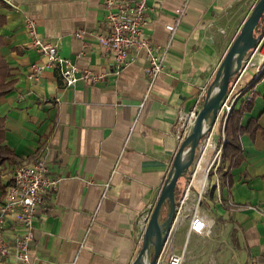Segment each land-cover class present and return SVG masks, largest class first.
I'll return each mask as SVG.
<instances>
[{
    "label": "crops",
    "instance_id": "obj_1",
    "mask_svg": "<svg viewBox=\"0 0 264 264\" xmlns=\"http://www.w3.org/2000/svg\"><path fill=\"white\" fill-rule=\"evenodd\" d=\"M256 1L147 0L145 35L154 46L167 45L163 71L153 83L146 75L147 53L141 49L119 74L68 87L53 68L30 76L32 63L45 57L31 45L25 19H34L39 36L55 43L79 69L109 70L97 37L105 27L102 0H0L5 17L0 53L13 79L12 89L0 94V146L10 154L0 162V205L18 164L41 157L48 174L58 178L56 189L45 194L35 212L30 260L21 264L133 263L148 222L141 219L152 211L181 143L180 117L200 108ZM177 9L183 11L180 16ZM261 21L263 26L264 15ZM260 65L259 56L250 58L247 52L230 78L236 80L237 92L232 108L249 99L251 106L240 119L245 128L239 135L240 158L231 164L223 155L217 180L209 175L198 200V210L212 224L210 231L189 232L184 210L172 224L166 251L185 254L196 242L192 238L215 237L210 264H264ZM225 121L215 122L217 142L223 139ZM187 177L188 171L177 179L175 204ZM196 188L198 184L191 188L187 208L197 201ZM167 206L165 201L160 221ZM3 231L9 241L17 235L13 217L6 219Z\"/></svg>",
    "mask_w": 264,
    "mask_h": 264
},
{
    "label": "built area",
    "instance_id": "obj_2",
    "mask_svg": "<svg viewBox=\"0 0 264 264\" xmlns=\"http://www.w3.org/2000/svg\"><path fill=\"white\" fill-rule=\"evenodd\" d=\"M104 12V30L97 34L98 41L107 55L109 70H94L91 67L79 69L76 63L65 56H62L55 43L49 42L39 36L34 19H25L31 45L44 57L40 64L32 63L30 76L36 78L44 68H53L58 71L63 84L70 87L81 80L86 83H94L104 79L109 75L119 74L123 68L134 59L136 53L144 49L147 53L146 75L150 82L163 71V59L167 45L154 46L145 35V28L148 27L147 0H102ZM178 16L183 11L177 9ZM177 16V17H178ZM175 22L169 28L172 33L175 30ZM264 41V32L256 45L251 49L250 58L259 56L258 70L264 69V49L258 47ZM236 80L229 83V88L225 97L220 101L216 116L213 122H205L200 140L195 148V155L189 165L188 177L182 185L179 198L175 204V222L179 214L188 211L190 218L189 232L196 233L209 232L212 224L198 210V200H200L209 184V175H213L217 180V170L223 158V139L217 142L215 135V122L218 118L225 121L229 112L233 109L237 92L234 90ZM148 91L145 95H147ZM197 110H191L186 116L180 117V128L178 138H182L192 128V123L196 117ZM58 178L48 174V164L45 159L39 157L29 164H18L15 166L13 176L7 185L2 204L0 205V264H21L29 262L30 241L33 236V221L38 207L44 203L45 194L56 189ZM198 184L196 188L197 201L192 208L189 205V195L191 188ZM256 208V206L248 205ZM151 212L147 211L142 221L146 223ZM13 217L18 226L19 232L9 241L4 235L6 219ZM165 244L159 254L155 264H182L184 261V251L165 252Z\"/></svg>",
    "mask_w": 264,
    "mask_h": 264
},
{
    "label": "water",
    "instance_id": "obj_3",
    "mask_svg": "<svg viewBox=\"0 0 264 264\" xmlns=\"http://www.w3.org/2000/svg\"><path fill=\"white\" fill-rule=\"evenodd\" d=\"M263 15L264 0H257L251 13L244 20L238 34L227 48V52L219 64L220 66L214 75L213 81L204 93V100L196 111L197 114L192 123V128L182 138L175 152L171 170L151 211V216L142 237V244L132 264H143L141 262L143 258L147 259L146 264H155L163 245L167 242L176 213L174 190L177 179L188 171L189 165L195 155V148L200 140L202 129L205 126L204 123L208 117H211L210 122H213L217 107L229 88L231 76L240 70L243 56L260 39V33L255 32ZM165 201L168 202V213L160 221V209ZM148 257L150 258L148 259Z\"/></svg>",
    "mask_w": 264,
    "mask_h": 264
},
{
    "label": "trees",
    "instance_id": "obj_4",
    "mask_svg": "<svg viewBox=\"0 0 264 264\" xmlns=\"http://www.w3.org/2000/svg\"><path fill=\"white\" fill-rule=\"evenodd\" d=\"M263 18V17H262ZM261 18V19H262ZM5 21L4 15L0 14V25ZM261 21V20H260ZM260 35L264 32V25L262 26V21L256 28ZM2 43V36L0 34V47ZM10 72L6 59L0 53V94H4L12 89L13 79H10ZM251 106V99L247 100L245 103H241L238 107L239 109H232L227 116L225 121V144L223 147L224 156H226L231 164H235L241 155V144L239 135L244 131L245 128L242 127L240 119L245 110L249 109ZM5 158H10V154L6 152V149L0 146V162Z\"/></svg>",
    "mask_w": 264,
    "mask_h": 264
},
{
    "label": "rangeland",
    "instance_id": "obj_5",
    "mask_svg": "<svg viewBox=\"0 0 264 264\" xmlns=\"http://www.w3.org/2000/svg\"><path fill=\"white\" fill-rule=\"evenodd\" d=\"M263 49H264V41L258 47V50L263 51ZM250 53H251V49L249 51V55ZM192 239L196 240V242L192 243L190 246H188V248H186L185 259L182 262V264H210L212 263L213 255L215 254L214 249H213V246H215L216 244L214 242L215 237L192 238ZM176 240H180V241L182 240L184 242L183 239H176ZM165 252L168 253L169 251H165ZM190 255H191V259L188 258V256ZM150 257H148V259Z\"/></svg>",
    "mask_w": 264,
    "mask_h": 264
},
{
    "label": "bare ground",
    "instance_id": "obj_6",
    "mask_svg": "<svg viewBox=\"0 0 264 264\" xmlns=\"http://www.w3.org/2000/svg\"><path fill=\"white\" fill-rule=\"evenodd\" d=\"M141 262H143V264H146L147 263L146 260H145V258L141 259Z\"/></svg>",
    "mask_w": 264,
    "mask_h": 264
}]
</instances>
